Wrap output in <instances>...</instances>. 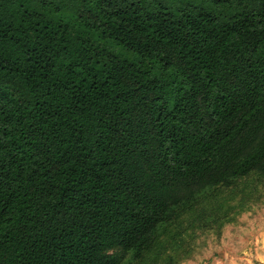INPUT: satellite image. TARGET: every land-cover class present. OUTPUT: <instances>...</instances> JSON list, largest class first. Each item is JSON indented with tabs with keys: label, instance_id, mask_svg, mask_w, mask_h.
<instances>
[{
	"label": "trees",
	"instance_id": "16d2710c",
	"mask_svg": "<svg viewBox=\"0 0 264 264\" xmlns=\"http://www.w3.org/2000/svg\"><path fill=\"white\" fill-rule=\"evenodd\" d=\"M250 174L264 0H0V264H133Z\"/></svg>",
	"mask_w": 264,
	"mask_h": 264
},
{
	"label": "rangeland",
	"instance_id": "374dc122",
	"mask_svg": "<svg viewBox=\"0 0 264 264\" xmlns=\"http://www.w3.org/2000/svg\"><path fill=\"white\" fill-rule=\"evenodd\" d=\"M256 253L264 257V182L250 174L198 197L133 264L258 263Z\"/></svg>",
	"mask_w": 264,
	"mask_h": 264
},
{
	"label": "crops",
	"instance_id": "0c3cea01",
	"mask_svg": "<svg viewBox=\"0 0 264 264\" xmlns=\"http://www.w3.org/2000/svg\"><path fill=\"white\" fill-rule=\"evenodd\" d=\"M262 249V248H261ZM257 255H258V257H256L259 261H258V263L257 262H249V263H247V264H264V257H261V256H259V254L258 253H256Z\"/></svg>",
	"mask_w": 264,
	"mask_h": 264
}]
</instances>
